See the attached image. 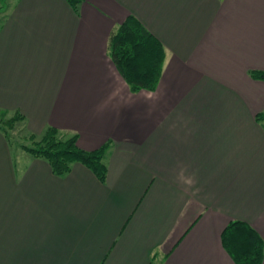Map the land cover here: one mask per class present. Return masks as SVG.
<instances>
[{"label": "crops", "instance_id": "crops-1", "mask_svg": "<svg viewBox=\"0 0 264 264\" xmlns=\"http://www.w3.org/2000/svg\"><path fill=\"white\" fill-rule=\"evenodd\" d=\"M0 23V109L28 130L107 142L106 181L81 163L17 170L0 133V264H236L233 220L264 242V0H14ZM136 17L165 47L155 91L108 54ZM264 264V255L263 262Z\"/></svg>", "mask_w": 264, "mask_h": 264}, {"label": "trees", "instance_id": "trees-1", "mask_svg": "<svg viewBox=\"0 0 264 264\" xmlns=\"http://www.w3.org/2000/svg\"><path fill=\"white\" fill-rule=\"evenodd\" d=\"M84 1L66 0L75 12H78ZM7 8L8 0H0V15H3V18ZM108 54L131 92L156 90L166 60V49L136 17L128 16L111 33ZM249 74L255 80L264 81L262 71H250ZM8 114L7 111L0 109V133L12 148L15 142L11 130L16 123L25 122V119L19 113L12 114L10 117H7ZM256 120L260 123L264 121V111L257 115ZM59 133H61L60 130L49 126L40 135L29 133L27 136L29 143L19 146L31 157L45 160L51 167L52 173L58 177L68 174L74 163H81L104 183L107 176L105 156L110 142L99 149L85 151L77 144V134H64L65 137H60ZM222 242L236 264H262L264 242L246 222L231 221L222 233ZM149 264H157L155 256Z\"/></svg>", "mask_w": 264, "mask_h": 264}, {"label": "rangeland", "instance_id": "rangeland-1", "mask_svg": "<svg viewBox=\"0 0 264 264\" xmlns=\"http://www.w3.org/2000/svg\"><path fill=\"white\" fill-rule=\"evenodd\" d=\"M13 1L14 0H8V8H7V11L5 12V15L8 13V10L10 9L9 5H12ZM2 19H3V15H0V20ZM11 115L12 114L9 113L7 117H10ZM11 131H12L11 135L15 143L12 146V148L9 147L10 153L13 157L16 169L23 171L29 165L30 159L32 157L29 154H27V152L24 151L19 145L28 144L29 142L27 141V136L29 133H32V132L28 130L27 123L24 121L16 123L14 128ZM40 134H36V135H40ZM59 134H60V137H65L63 135L66 133L61 131V133Z\"/></svg>", "mask_w": 264, "mask_h": 264}]
</instances>
